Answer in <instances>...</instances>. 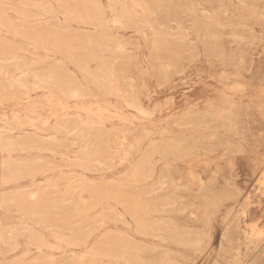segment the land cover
I'll return each mask as SVG.
<instances>
[{"label":"rangeland","instance_id":"rangeland-1","mask_svg":"<svg viewBox=\"0 0 264 264\" xmlns=\"http://www.w3.org/2000/svg\"><path fill=\"white\" fill-rule=\"evenodd\" d=\"M263 242L264 0H0V264Z\"/></svg>","mask_w":264,"mask_h":264},{"label":"bare ground","instance_id":"bare-ground-1","mask_svg":"<svg viewBox=\"0 0 264 264\" xmlns=\"http://www.w3.org/2000/svg\"><path fill=\"white\" fill-rule=\"evenodd\" d=\"M36 84V83H35ZM53 84V83H52ZM37 86V85H36ZM58 121V120H57ZM18 140V139H17ZM264 243V242H263Z\"/></svg>","mask_w":264,"mask_h":264}]
</instances>
